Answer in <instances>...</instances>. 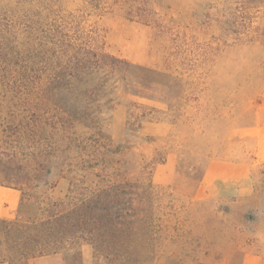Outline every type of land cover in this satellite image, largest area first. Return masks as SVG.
I'll use <instances>...</instances> for the list:
<instances>
[{
  "label": "rangeland",
  "instance_id": "1",
  "mask_svg": "<svg viewBox=\"0 0 264 264\" xmlns=\"http://www.w3.org/2000/svg\"><path fill=\"white\" fill-rule=\"evenodd\" d=\"M23 1L26 11L31 10L42 24L48 18L67 20L71 31L78 29L88 36L93 47L129 64L116 76L124 77V72L127 81L118 82L114 94L119 105L107 108L106 117L111 119L104 125L115 144L130 147L131 152L125 153L129 152L131 176L145 177L144 167L165 157L154 166L152 180L161 187L156 206L170 209L171 240L168 254L147 264H239L254 227L264 221V162L253 166V197L235 196L238 182L219 181L211 196L195 200V191L184 183L192 185L191 179L209 160L252 157L251 145H245L235 128L246 123L242 114L246 105L264 92V0ZM132 83L135 89L141 87L138 95L132 93ZM166 83L170 88H165ZM76 91L64 95L73 97L72 106H79L75 96L82 89ZM144 107L159 112L146 118L138 131H125L127 119L133 122L146 113ZM138 125L136 121L135 129ZM37 141L46 152L56 149L49 155L57 159L76 156L75 142L62 155L63 143L48 129L39 131ZM26 145L30 148L31 143ZM28 151H18L16 157L24 166L16 173L26 181L39 178L41 186L26 188L24 201L17 190L16 210L2 219L32 217L46 197L54 201L71 188L61 179L70 177L66 172L29 168ZM164 176L168 182L160 184ZM179 220L182 233L176 231ZM79 261L93 264L91 246L80 248Z\"/></svg>",
  "mask_w": 264,
  "mask_h": 264
},
{
  "label": "trees",
  "instance_id": "2",
  "mask_svg": "<svg viewBox=\"0 0 264 264\" xmlns=\"http://www.w3.org/2000/svg\"><path fill=\"white\" fill-rule=\"evenodd\" d=\"M48 19L42 24L26 11L23 0H0V186L20 191L22 201L26 188H40L39 178L26 181L16 173L24 166L18 151L29 149V168L66 172L70 177L61 179L71 188L54 201L46 197L32 217L0 218V264H80L83 245L91 246L93 264L153 262L168 254L171 240L170 209L156 206L161 187L152 180L154 166L165 157L145 166V177L131 176L125 153L130 147L115 144L104 125L105 120L110 123L109 106L119 105L114 94L118 82L127 81L124 72V77L116 76L129 64L93 47L88 36L71 31L67 20ZM132 84V93L138 95L141 87ZM78 88L79 106H72L73 97L66 96ZM143 109L146 113L133 122L127 119L125 131H138L146 118L159 112ZM43 128L63 143L62 155L75 142L73 160L49 155L56 149H40L37 138ZM203 173L191 179L192 185L184 183L186 187L195 191ZM177 222L176 231L182 233Z\"/></svg>",
  "mask_w": 264,
  "mask_h": 264
},
{
  "label": "crops",
  "instance_id": "3",
  "mask_svg": "<svg viewBox=\"0 0 264 264\" xmlns=\"http://www.w3.org/2000/svg\"><path fill=\"white\" fill-rule=\"evenodd\" d=\"M242 114L247 118L246 123L235 130L242 133L246 146L251 145V159L209 160L193 199L211 196L216 190L215 183L219 181L238 182L235 196L253 197L254 188L251 184L253 166L255 162H264V92H260L250 105H246ZM160 178V184L168 182V176ZM19 201L20 194L17 190L0 186V218L11 217ZM255 208L261 209L258 203ZM239 264H264V221L254 227Z\"/></svg>",
  "mask_w": 264,
  "mask_h": 264
}]
</instances>
